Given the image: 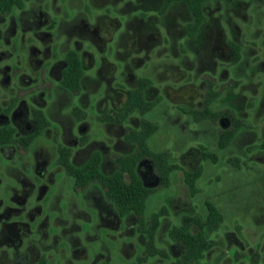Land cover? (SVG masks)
I'll return each mask as SVG.
<instances>
[{"label": "rangeland", "instance_id": "rangeland-1", "mask_svg": "<svg viewBox=\"0 0 264 264\" xmlns=\"http://www.w3.org/2000/svg\"><path fill=\"white\" fill-rule=\"evenodd\" d=\"M160 3L161 0H33L27 13L29 21L23 26L26 44L37 47L32 56L33 71L28 70L32 78L38 77L36 72H40L38 65L44 53L50 57L44 58V65L48 67L54 54L64 58L76 41L79 46L82 44L81 49L92 52L85 57L88 68L82 90L77 94L61 85L57 70L46 74L49 81L44 84L27 77L21 83L19 76L14 77L15 86L21 83L23 89L15 87L11 80L0 83V102L4 106L10 105L11 98L31 90L34 94L33 100H27L29 109H42L50 120L49 129L35 140L30 151L6 149L0 152V194L6 197L5 187L16 182L13 175L21 179L29 177L34 183L44 182L36 179L35 169L45 159L54 162L50 167L55 165L58 158L56 139L61 141L62 138L63 143L74 150L78 144L83 147L75 152L80 160L94 151H100L106 161L115 152L131 151L132 145L125 138L128 126L138 127L144 116L136 112L127 122L120 123L113 111L120 112L127 102L128 90L137 86L140 77H149L153 81L152 98L161 97L146 115L159 124L158 131L150 138V145L154 150L171 151L172 162L180 169L173 172L167 189L150 197L147 209V215L163 207L167 209L161 217L157 242L171 257L153 259L147 264H176L175 251L178 249L171 246L168 231L172 225L180 223L184 213L205 215L206 201L217 205L224 221L211 232L218 245L207 252L199 264H264V148L259 147L264 141V0H246L240 9L213 2L206 12L209 22L201 43L193 41L189 46L186 24L192 18L188 9L177 4L162 16L155 11ZM148 7L154 11H146ZM13 14L18 18V10ZM7 23L0 25L2 31ZM12 34L8 28L0 36V49L15 53L9 57L5 52L3 60L15 68H24L28 46L15 52L14 45H18L20 34L15 37ZM233 38H237L243 48L239 66L233 65L229 58L228 41ZM234 79L239 81L235 86ZM209 82H215L217 89L230 84L234 97L224 100V91L214 108L236 109L247 125L225 148L219 145V134L229 127L230 120L197 122L183 110L186 106H203ZM76 107L86 111V118H77ZM112 117L115 121L109 120ZM83 140L86 146L81 145ZM203 149L215 153L218 160H205ZM231 157L239 159L237 164L229 160ZM197 168L201 169V176L196 183L198 191L193 193L186 183L185 171ZM138 172L146 177L148 184L157 185L148 163L143 162ZM56 178H62V172ZM58 184L59 190L56 183L48 185L47 195L56 198V192H60L68 207L65 216L62 209L64 219L53 226L64 227L65 236L77 234L84 239L85 229H90V223L84 221L89 216L94 217L93 209L84 207L82 198L73 190L72 178L63 176ZM93 195H96L94 189L87 204L99 203ZM58 205L56 202L55 209ZM44 212L55 216L52 211ZM73 214L74 221L76 219L82 227L66 221ZM131 224L121 231H113L115 241L121 236L129 239V243L123 245V259L113 264L122 261L123 264H139L138 258L144 254L142 239L132 233ZM97 235L112 244L105 229ZM236 252L242 254L239 259ZM82 255L85 256L84 252L76 256ZM257 256L260 262L254 263L253 258ZM70 257L67 255L65 262L68 263Z\"/></svg>", "mask_w": 264, "mask_h": 264}, {"label": "trees", "instance_id": "trees-1", "mask_svg": "<svg viewBox=\"0 0 264 264\" xmlns=\"http://www.w3.org/2000/svg\"><path fill=\"white\" fill-rule=\"evenodd\" d=\"M213 2L222 5H232L238 9L246 4V0H161L155 11H158L162 16H166L169 10L177 4L183 5L188 9L192 18L186 24L190 38V41L188 40L187 42L189 46L193 41L195 44L196 42L201 43V37H204V31L209 22L206 12ZM22 4L23 0H0V11L10 13L15 7H20ZM153 9L148 7L146 11H154ZM228 46L231 63L239 66L243 59L241 44L233 38L228 41ZM65 60L67 65L63 70L61 85L68 91L77 94L82 90V81L87 65L80 54L74 50L67 52ZM137 83L135 88L128 90L127 102L120 112L115 110L113 112L120 123L127 122L129 117L136 112H140L144 117L138 127L128 126L125 138L132 145V150L127 153L115 152L113 154L112 160L115 170L112 173L103 171V155L100 151L92 152L84 163L77 165L71 161L72 148L66 144H60L58 161L67 175L73 179L76 188L101 186L105 189L108 199L121 213H133L139 216L146 214L149 199L158 189L170 186L173 172L180 169V166L172 162L171 151L154 150L151 147L150 138L158 131L159 124L146 117V115L156 107L161 97L152 98L154 96L152 92L153 81L149 77H140ZM224 91L226 92L224 100H231L234 97L230 86L225 85L221 89H217L215 82H209L203 106L201 108H189L187 106L183 108L197 122L207 119L217 120L225 116L233 120L231 127L222 129L219 134V145L222 148L229 146L239 130L246 126V123L237 115L233 108H214V103ZM15 100L9 107H4L0 102V113L10 112ZM74 114L79 120L86 118V111L80 107L74 109ZM32 117L35 121V128L26 135H17L16 127L12 124L0 126V149L15 145L19 150L29 151L35 140L50 126V120L42 109L34 108ZM109 120L113 121L114 117ZM83 143H86V140H83ZM259 147L264 148V141ZM202 156L205 160H218L217 155L207 149H203ZM229 160L237 164L239 159L231 157ZM141 162H147L151 166L152 171L160 177L158 187L147 186L143 183L138 173ZM126 176L129 177V180L126 179ZM200 176V168L193 171H185L186 183L193 193L198 191L196 183ZM205 208V215L197 212L182 215L180 223L174 224L169 230V235L181 250L179 260L183 264H199L205 258L207 252L213 250L219 243L211 237V232L217 230L223 223V213L211 201L205 202ZM165 213V207L159 212H154L152 214V223L147 226V235L150 238L147 243V249L150 256L158 254L168 255L164 249L156 245L154 239L155 233L161 224V216ZM235 255L239 259L242 254L236 252ZM253 262L259 263V257L253 258Z\"/></svg>", "mask_w": 264, "mask_h": 264}, {"label": "flooded vegetation", "instance_id": "flooded-vegetation-1", "mask_svg": "<svg viewBox=\"0 0 264 264\" xmlns=\"http://www.w3.org/2000/svg\"><path fill=\"white\" fill-rule=\"evenodd\" d=\"M31 3H33V0H23L22 6L15 7L10 13H3L0 11V25L6 24V21L9 22V24L7 23L4 31H2L3 29L0 26V36L3 35L5 30L10 28L14 37L20 34V36L18 37L19 43L18 45H14V51L16 52V50L18 51L20 48L22 49L28 46L27 50L29 52H27V59L23 66L24 68H22L21 66L15 68L8 64L6 60H3V55L5 52L9 53V57L15 53L11 52L9 49H0V83L5 80H11V83L15 86L16 83H13V78L19 76L21 83L24 78L27 77L37 81L38 83L44 84L49 81V77L46 76V74H52L56 70L59 72L60 81L62 79L63 70L65 69L67 62L65 60V57L58 58L57 54H54L52 56L54 57L53 60L48 65V67H46L44 65V58L46 57V59H49L50 57L47 58V54L44 53V57L40 59L38 65L41 66L40 72L39 70L36 72L38 74V77L32 78L30 75L31 71H33L32 56L33 53L37 51V47L33 44H26V33H23L25 31V28L23 26H25V23L27 24V22L29 21V16L27 13L31 10ZM15 9L19 12L18 18H16V16L13 14V11ZM25 14L26 17H24ZM234 39L237 41V38ZM81 47L82 44L79 46L78 42L76 41L75 47L69 49L68 51L74 50L78 52L80 56L85 60L86 55H90L92 51L81 49ZM29 69L30 73L28 71ZM34 70L36 71L35 68ZM233 82L234 86L239 83V81H236L235 79L233 80ZM21 83H19V85L15 87H20L21 89H23ZM225 85H228V87L230 86V84ZM225 85H222V87ZM33 94L34 93L29 90L27 93L17 96L15 98V104L11 108L10 112L0 113V126L9 124L14 125L17 130V135H26L30 133L35 128V121L32 117V110L37 107L29 109L27 100H33ZM13 100L14 98H11L10 105L12 104ZM23 109H26V111L23 112ZM235 111L238 115L236 109ZM22 116H25L26 119L24 118L22 120ZM19 119L22 120L20 122L21 124L17 122V120ZM222 119H228V121L230 120L229 127H231V125L233 124V120L230 117L225 116L220 118L219 120ZM246 126L239 130V132L244 130ZM48 129L49 127H47L44 131ZM56 142L58 143V148L60 144H64L62 138L61 141L59 139H56ZM81 145L86 146L87 142L83 143L82 141ZM82 148L83 147H79V144L77 145V148L75 150L72 148L71 161L74 164L80 165L90 157L91 153L84 160H80L77 154L75 155V152H78V150ZM6 149L28 152V150H19L15 145L1 148L0 152ZM49 163L50 162L45 159L40 162V164H38L35 169L37 171L36 179H40L44 182L37 181V184L31 182L29 177L21 179L12 174V177L16 182L8 184V186L5 185V189L8 192L5 198H3L0 194V264H113L114 262L116 263V260L120 258L123 259V245L129 243V239H124L123 236H121V238L117 237L115 241L116 237L113 234V231L123 230L126 225L128 226V223L130 222H132V233L138 234L139 238L142 239V245L144 248V254L139 256L138 258L139 264H147L153 259L166 260L167 258L171 257L169 251L166 248L160 247L158 245L157 232L159 229L155 233V243L159 248L164 249L168 255L158 254L150 256L148 254L147 243L150 238L147 235V226L152 223L153 213L147 215L146 211L145 215L139 216L133 213H121L119 209L116 208L114 204L108 199L105 189L97 185L86 188H76L75 186L73 187L74 192H76L77 195L82 198L84 207H90L93 209L94 217L89 216L84 221L90 223V229L88 231L87 229H85L86 231L83 233L86 239H83V235L77 234L65 236L64 227H62L61 225L55 227L53 226V223L59 222V220L64 219L62 214L64 213L65 216V211H67L66 208L68 207L67 201L61 197L62 194L58 191L56 192V198H53V195L48 196L47 192L49 191L48 185H52L55 183L58 185L59 190V180H61L63 176L68 175L64 168L60 165L58 158L53 167L50 166L54 162L50 164ZM142 163L143 162L139 164V168L141 167ZM109 166L111 168H109ZM102 169L106 173H112L115 170V165L112 157H110L109 160L106 161L105 157L103 156ZM61 172L62 178L57 179V174ZM152 175H154V177L156 178L157 185H150L148 184L146 177L142 175H140V177L145 185L158 187L160 184V177L153 171ZM21 185L23 188L21 187ZM168 187L160 188L157 190V192L159 190L167 189ZM92 189H94V192L96 193V195H93V198L98 200L99 203H92V205H89L87 204L86 200L89 199V195ZM62 201L64 202L63 206L61 205ZM56 202H59L58 209H55ZM62 209L64 210L63 213ZM45 210L54 212L55 216L50 217L49 214H46L44 212ZM84 212H87V210H85ZM69 214H72V211H69ZM74 218L75 214L67 218L66 221H71L72 224L82 227L81 224H77L76 219L74 221ZM46 225H48V228L46 227ZM101 229H105L106 235L108 236V239L111 240L112 244H107L102 237L97 235V233L101 231ZM169 239L171 246L178 249L177 251H175V254L177 255L176 264H183L179 260L181 256V250L170 235ZM66 250H68V253L66 252ZM81 252H84L85 256L82 255L81 257L77 258L76 255L80 254ZM67 255H71L68 263L65 262ZM119 264H123V261Z\"/></svg>", "mask_w": 264, "mask_h": 264}]
</instances>
